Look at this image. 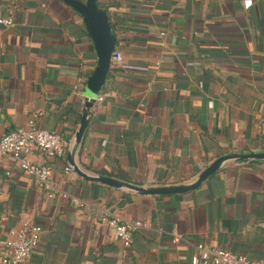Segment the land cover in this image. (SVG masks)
<instances>
[{
    "label": "crops",
    "instance_id": "0c3cea01",
    "mask_svg": "<svg viewBox=\"0 0 264 264\" xmlns=\"http://www.w3.org/2000/svg\"><path fill=\"white\" fill-rule=\"evenodd\" d=\"M97 1L123 61L92 108L75 156L83 170L179 185L221 155L264 152V0ZM0 16L14 20L0 25V136L35 117L69 144L54 159L28 154L51 166L50 186L0 161V241L31 220L44 230L25 264H190L200 243L264 263V161L229 160L168 195L67 172L98 65L83 17L62 0H0ZM111 215L142 223L130 247Z\"/></svg>",
    "mask_w": 264,
    "mask_h": 264
},
{
    "label": "built area",
    "instance_id": "2783aa9c",
    "mask_svg": "<svg viewBox=\"0 0 264 264\" xmlns=\"http://www.w3.org/2000/svg\"><path fill=\"white\" fill-rule=\"evenodd\" d=\"M0 25L12 26L14 20L0 16ZM123 61V54L115 51L112 63ZM101 99V97H100ZM69 146L67 140L59 133L41 128L35 117L27 126L18 127L0 136V161L5 157L12 159L16 167L25 171L40 183L50 186V168L47 163L34 162L28 158L31 151L38 150L48 159L62 156ZM67 172L73 168L68 166ZM7 176L11 171L6 172ZM110 226L115 238L121 239L126 247L131 246L133 233L142 227L140 221H126L119 216L111 215L103 219ZM43 227L31 220H25L12 228L8 236L0 241V264H25L32 257L43 233ZM180 240L175 236L174 242ZM190 264H264L262 261L247 255L231 252L226 248L208 247L202 243L197 245V252L192 256Z\"/></svg>",
    "mask_w": 264,
    "mask_h": 264
},
{
    "label": "water",
    "instance_id": "95a60500",
    "mask_svg": "<svg viewBox=\"0 0 264 264\" xmlns=\"http://www.w3.org/2000/svg\"><path fill=\"white\" fill-rule=\"evenodd\" d=\"M62 1L74 8L83 17L86 29L94 43L95 51L98 56V65L88 80L86 86L85 103L81 123L75 134L73 146L68 153L69 164L73 168V171H75L78 175L90 181L102 182L118 188H127L140 194L168 195L177 192H187L198 188L205 179L218 171L222 165L229 160L264 161V152L234 151L218 157L200 173L197 179L190 183L152 187L135 185L114 177L95 175L83 170L77 164L75 156L80 144L82 143L84 133L89 123V117L92 108L96 103L98 93L100 92L111 69L112 60L115 56V51L117 48V37L113 31L108 13L99 7L97 0Z\"/></svg>",
    "mask_w": 264,
    "mask_h": 264
}]
</instances>
